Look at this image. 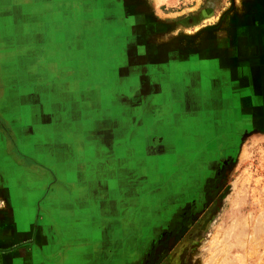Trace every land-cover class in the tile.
I'll use <instances>...</instances> for the list:
<instances>
[{
  "label": "crops",
  "instance_id": "obj_1",
  "mask_svg": "<svg viewBox=\"0 0 264 264\" xmlns=\"http://www.w3.org/2000/svg\"><path fill=\"white\" fill-rule=\"evenodd\" d=\"M79 1L91 8L0 0V198L16 264H181L221 187L222 130L196 155L206 141L186 130L207 99L222 108L205 98L212 61L122 53L114 22L70 18Z\"/></svg>",
  "mask_w": 264,
  "mask_h": 264
},
{
  "label": "rangeland",
  "instance_id": "obj_2",
  "mask_svg": "<svg viewBox=\"0 0 264 264\" xmlns=\"http://www.w3.org/2000/svg\"><path fill=\"white\" fill-rule=\"evenodd\" d=\"M91 2L82 10L79 1L70 18H93L101 29L114 22L115 46L122 53H149L145 60L154 63L157 53L203 54L212 61L205 98H221L222 108L216 112L207 99L205 119L189 121L186 130L192 143L206 141L194 155L212 151L217 140L209 135L222 130L221 187L206 200L190 248L180 251L181 264H264V0ZM179 154L190 167L198 160ZM1 223L0 237L8 241L0 243V264H16L25 256L13 242L12 211L2 196Z\"/></svg>",
  "mask_w": 264,
  "mask_h": 264
}]
</instances>
